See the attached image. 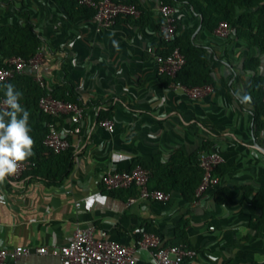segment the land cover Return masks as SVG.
<instances>
[{"label":"crops","instance_id":"1","mask_svg":"<svg viewBox=\"0 0 264 264\" xmlns=\"http://www.w3.org/2000/svg\"><path fill=\"white\" fill-rule=\"evenodd\" d=\"M121 1L145 11L143 26L121 20L98 32L93 18L72 19L56 0H0V29L31 27L41 41L36 54L47 89L70 84L83 108L78 123L57 121L75 151L72 171L60 185L28 175L0 184V248L60 247L78 226L131 248L141 264H153L151 252L137 245L143 232L164 246L186 243L195 254L184 264L263 263L264 222L257 219L264 214L254 196L262 191L264 197V152L255 148L264 150V129L254 133L252 104L239 97L255 75L245 68L249 60L259 62L264 76V53L236 37L219 39L192 6L177 2V40L212 56L214 90L190 98L157 74L160 2ZM6 59L0 53V66ZM99 117L112 121L114 131L103 128ZM204 145L223 158L216 170L220 182L193 203L172 191L167 203L131 204L125 191L102 185L109 171L155 158L167 163L178 150L188 157ZM6 264L62 263L52 254L32 253Z\"/></svg>","mask_w":264,"mask_h":264},{"label":"trees","instance_id":"2","mask_svg":"<svg viewBox=\"0 0 264 264\" xmlns=\"http://www.w3.org/2000/svg\"><path fill=\"white\" fill-rule=\"evenodd\" d=\"M56 1L66 9L72 19L76 16L93 18L96 14L95 9L79 6L72 0ZM158 1L162 5H169L171 7L177 2H186L202 17L203 27L211 32H214L219 23L223 21L238 24L239 27L230 38L236 37L244 41L248 46L257 48L261 53H264V0ZM113 2L117 4H132L140 11L139 17L121 16L116 20V23L124 20L138 26L144 25L143 18L145 11L135 4L134 1L122 2L121 0H113ZM40 44V39L31 27L25 29L3 27L0 29V53L6 58L21 57L28 60L35 56ZM175 46L184 50L186 64L174 79L160 76L165 81L164 83L170 85L171 82H174L188 89L214 86L211 76L212 56L208 54L206 49L192 46L190 42L181 43L177 38L173 43H167L160 39L157 55H169ZM258 66L259 62L253 59L249 60L245 67L255 72L246 94L251 97L254 133L256 135L264 129V76L257 72ZM8 83L15 85L16 89L23 94L20 103L30 113L29 124L31 135L35 141L34 155L25 161L30 162L32 165L24 173V176L28 175L41 180L48 186L60 185L72 171L75 151L70 146L67 150L55 154L44 145L45 137L49 131L48 124H52L55 119L40 111L39 101L47 93H50L54 99L79 104L74 88L68 84L57 90L50 91L41 88L31 75L15 76ZM6 84L0 86V98L3 100L5 99L4 86ZM38 114L40 115V120H37ZM105 120L109 119L99 117V122ZM206 149H208V146L204 145L202 149L188 157L185 156L182 150H178L167 163H162L160 158H155L149 165L136 162L134 167L140 166L152 172L153 176L148 184L149 189L159 190L164 193L178 191L188 203H193L196 201V190L203 179V171L199 166V153ZM216 170L215 174H217ZM151 183L154 185L151 186ZM117 191H125L129 197L137 196L138 194L136 187ZM261 192H258L254 196V203L262 209L264 214V203L262 202L264 197L261 195ZM257 220L264 222V217ZM173 245H182L189 249L186 243H176Z\"/></svg>","mask_w":264,"mask_h":264},{"label":"built area","instance_id":"3","mask_svg":"<svg viewBox=\"0 0 264 264\" xmlns=\"http://www.w3.org/2000/svg\"><path fill=\"white\" fill-rule=\"evenodd\" d=\"M79 6L93 8L96 14L93 20L96 22L97 31L112 28L116 25L119 17H139L140 11L132 4H117L113 0H72ZM160 15L159 31L160 38L173 43L177 38V20L174 15V8L169 5H160L158 8ZM238 24L226 21L220 22L214 31V34L221 40L227 41L236 32ZM157 63L158 76H167L174 79L186 64L184 50L175 46L171 53L166 56H155ZM41 60L37 54L26 60L21 57L7 58L0 66V86L8 83L15 76L31 75L33 80L41 87L46 84L41 72ZM170 88H181L193 99L203 98L207 93L213 91V86L188 89L178 83L171 82ZM264 90V88H263ZM1 107L4 109V100H1ZM39 109L42 113L51 116L55 121L48 124V134L45 137L44 145L55 154L67 150L71 143L68 138L61 134L57 127V121L69 118L72 123H78L83 117V108L79 104L64 102L54 99L50 93H47L39 101ZM99 124L109 132L114 131V123L110 120L99 122ZM74 132H78L74 130ZM199 166L203 171V179L198 186L195 196L196 200L216 187L220 178L215 174L216 168L223 162L219 152L211 149L202 150L199 153ZM30 162H24L20 165L18 173L9 178L20 180L24 173L31 167ZM153 174L147 169L136 166L128 171L112 170L102 177V185L107 191L126 190L136 187L138 194L129 199L133 204L138 201L150 202L157 201L167 203L170 201V194L159 190H151L148 187ZM80 204H76L79 207ZM211 230L214 228L211 227ZM102 235L97 238L94 235L93 228H81L76 226L67 241L60 247H39L34 250L23 248L21 246L13 250L0 248V264H6L9 258L18 262L21 257L36 254H52L57 256L62 264H141L137 262L133 255V250L118 242L108 240ZM138 248L149 250L153 257V264H184L186 259L192 258L194 251L182 245L164 246L160 238L154 234L143 232L137 243ZM260 264H264L260 263Z\"/></svg>","mask_w":264,"mask_h":264},{"label":"clouds","instance_id":"4","mask_svg":"<svg viewBox=\"0 0 264 264\" xmlns=\"http://www.w3.org/2000/svg\"><path fill=\"white\" fill-rule=\"evenodd\" d=\"M4 109L0 110V184L18 173L20 165L34 155L35 141L29 124L30 113L20 103L22 92L15 85L4 86ZM249 103L247 94L239 97Z\"/></svg>","mask_w":264,"mask_h":264},{"label":"water","instance_id":"5","mask_svg":"<svg viewBox=\"0 0 264 264\" xmlns=\"http://www.w3.org/2000/svg\"><path fill=\"white\" fill-rule=\"evenodd\" d=\"M255 148L261 152H264V150L262 148H260L258 145H255Z\"/></svg>","mask_w":264,"mask_h":264}]
</instances>
